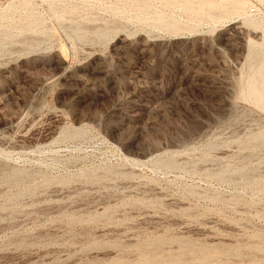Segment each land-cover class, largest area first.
Segmentation results:
<instances>
[{"label": "rangeland", "instance_id": "374dc122", "mask_svg": "<svg viewBox=\"0 0 264 264\" xmlns=\"http://www.w3.org/2000/svg\"><path fill=\"white\" fill-rule=\"evenodd\" d=\"M0 264H264V0H0Z\"/></svg>", "mask_w": 264, "mask_h": 264}]
</instances>
